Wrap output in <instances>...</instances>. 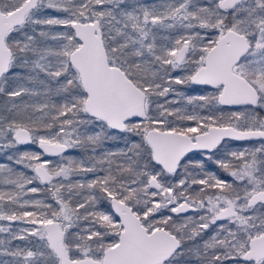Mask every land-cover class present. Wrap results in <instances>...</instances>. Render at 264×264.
Instances as JSON below:
<instances>
[{"label": "snow or ice", "instance_id": "obj_1", "mask_svg": "<svg viewBox=\"0 0 264 264\" xmlns=\"http://www.w3.org/2000/svg\"><path fill=\"white\" fill-rule=\"evenodd\" d=\"M0 264H264V0H0Z\"/></svg>", "mask_w": 264, "mask_h": 264}, {"label": "trees", "instance_id": "obj_2", "mask_svg": "<svg viewBox=\"0 0 264 264\" xmlns=\"http://www.w3.org/2000/svg\"><path fill=\"white\" fill-rule=\"evenodd\" d=\"M233 144H245V143H249V142H237V141H233L232 142ZM23 148H34L35 146H28V147H24L22 146ZM38 150V149H36ZM72 154L76 157H78L80 154L78 152H76L75 150H72ZM210 168L214 169L215 166L214 165H210ZM230 179V178H229Z\"/></svg>", "mask_w": 264, "mask_h": 264}, {"label": "water", "instance_id": "obj_3", "mask_svg": "<svg viewBox=\"0 0 264 264\" xmlns=\"http://www.w3.org/2000/svg\"><path fill=\"white\" fill-rule=\"evenodd\" d=\"M28 146H31V145H25L24 147H28Z\"/></svg>", "mask_w": 264, "mask_h": 264}, {"label": "rangeland", "instance_id": "obj_4", "mask_svg": "<svg viewBox=\"0 0 264 264\" xmlns=\"http://www.w3.org/2000/svg\"><path fill=\"white\" fill-rule=\"evenodd\" d=\"M250 143V142H249ZM245 144H247V143H245Z\"/></svg>", "mask_w": 264, "mask_h": 264}]
</instances>
